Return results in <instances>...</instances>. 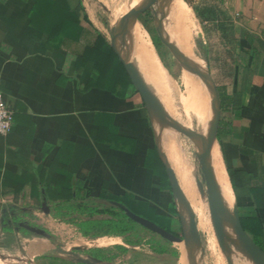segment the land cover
I'll use <instances>...</instances> for the list:
<instances>
[{"label":"crops","instance_id":"1","mask_svg":"<svg viewBox=\"0 0 264 264\" xmlns=\"http://www.w3.org/2000/svg\"><path fill=\"white\" fill-rule=\"evenodd\" d=\"M164 1L160 9L168 18L167 26L187 36L188 27L182 21L169 20L170 0ZM181 2L189 14L191 8L198 16L199 31L204 39V56H193L194 61L183 65V80L187 84L185 104L192 112V88L202 89L204 105L194 131L204 137L201 129L209 125L208 101L203 91L209 75L219 98L221 92L227 97L220 116L224 142L221 145L216 141L217 150L213 147V172L216 167L219 193L226 210H232L230 215L237 204L241 218L257 221L264 243V0ZM71 3L78 6L72 10L78 11L86 31L70 29L67 40L57 47L50 43L46 29L48 18L58 11L63 12L56 0H0V88L13 112L31 118L24 121L23 128L16 129L13 123L9 134L0 135V207L5 210L7 204H12L15 218L18 211L15 202L30 203L38 199L42 205V188L47 189L54 176H65L67 186L77 187L83 183L87 200L96 202L104 192L129 191L155 208L156 213L147 218L157 223L155 217L162 214L166 221L165 217L171 215L160 198V178L145 166L150 149L155 148V139L143 101L136 99L138 91L127 76L124 79L121 76L113 90L107 83L110 69L105 66L103 73L98 74L91 60L81 66L79 55L95 41L98 33L110 45L112 38L109 39L105 24H96L87 8H79V0H71ZM136 26L137 34L133 33V28L130 30L134 60L160 102L159 85L169 83V77L153 49L152 52L146 46L141 30L145 32L139 24ZM163 30L174 41L164 36L180 51L191 54L190 41L183 44L179 37L166 31L165 25ZM198 82L201 85L196 86ZM162 109L164 111L163 106ZM204 111L207 119L203 123ZM163 137L164 131L161 138L164 153L187 199L192 205V198L205 202L214 231L208 200L194 184L193 166L177 156L175 150L168 151ZM115 140L121 144L134 142V150L127 152L112 147L109 143ZM64 142L72 145L70 159L56 156L57 146ZM37 191H41V195ZM51 199L53 197L48 196V203ZM57 202L67 206L60 200ZM196 219L201 233L206 235L208 248L213 249L214 235L204 233L197 216ZM77 230L82 234L78 226ZM226 238L230 243H240L230 226H226ZM232 252V257L241 261L233 264H247V259L244 260L234 246ZM0 259V264H17Z\"/></svg>","mask_w":264,"mask_h":264},{"label":"rangeland","instance_id":"2","mask_svg":"<svg viewBox=\"0 0 264 264\" xmlns=\"http://www.w3.org/2000/svg\"><path fill=\"white\" fill-rule=\"evenodd\" d=\"M136 1L139 0H82L81 9L87 8L92 13L91 16L96 24H105L107 35L109 39H111L113 36L112 28L117 17ZM160 3L161 1L153 6L140 10L135 23L139 24L145 32L144 34L141 30L142 38L146 46L150 51L153 49L154 55L159 58L161 65L164 67L169 77V83L166 82L163 84L161 82L157 91L158 98L164 108V115L170 120L178 122L191 130H196L197 122L195 115L185 104L187 98V84H185L183 80V73L185 71L183 65L186 64L187 61L183 58V55L190 58L193 56L202 58L204 56V39L199 31L200 25L198 16L190 7L189 14L183 5L190 19L187 23L188 35L186 36L178 31L175 32L172 28L167 26L168 24L166 23H168V19L165 13L160 9ZM164 25L166 31L168 30L170 33L173 31L171 34L175 37H179L183 44L190 41L192 45V47L190 46L192 48L190 55L183 51V54L179 53V48L176 49L163 41V36L160 31H162L166 37L174 41L171 36L164 32ZM120 70L122 71L121 76L124 79L127 75L122 68ZM127 80L131 83L128 76ZM185 80L188 81L187 79ZM195 80L197 81V78ZM196 84L201 85L200 82ZM203 87L205 98L208 101V117L209 120H211L212 110L210 93L208 92L207 85ZM136 97V99L140 101L141 97L138 92L136 93ZM163 142L164 147L168 151L171 149L175 150L177 156H180L181 159L184 158L193 166L195 180L200 179V181H202V188L205 190L206 186L202 177L200 161L202 153L197 146L186 135L171 128H165ZM194 184L196 186V181H194ZM205 199H207V197H205ZM226 199L229 204L228 191L226 193ZM192 200L193 205L188 198L191 208L199 219L201 230L210 236L214 235V244H212V246L214 245L213 249H209L206 235L201 233L203 247L197 255L196 264H233L236 260L239 261L240 259L234 256L232 258L235 260L232 258L229 259L226 251L219 244L215 229L214 231L212 229L211 216L205 202L199 198H192ZM86 202L91 205L95 203V201L87 199ZM15 203H18V211L15 218L11 217L13 214V209L11 208L12 204H7L5 210H3V207H0V255L4 257L2 261L6 263L74 264L78 262L79 258H85L88 259L90 264H185L188 262V257L192 250V246L187 247L181 244L164 241L160 235L146 230L145 227L140 226L138 223H132V230L127 235H122V237H119L121 235H107L98 238L85 237L77 230V221L85 219L86 215H80L77 211L67 208L59 209L60 204H58L56 199L49 200V213H46L42 209L41 200L38 199H32L30 203ZM231 208H233V202ZM228 212L231 214L232 210H228ZM64 213L67 214L63 215ZM161 215L162 214L155 217V221L157 224L165 226L164 217ZM108 217L103 216L100 218ZM7 220L11 221L8 225L4 226L3 223ZM72 220L75 223H69V221ZM19 222L24 223L26 226ZM125 239L139 241V244H127ZM232 243L228 242L229 246L231 248L234 246L238 254L243 258L238 244L233 241ZM111 244L114 245L112 246ZM76 245L82 248L76 249ZM107 245H111L110 247L125 245L129 250L127 252H121L119 249H112L108 254V256L112 258L110 261H95L90 258L91 256L88 251L99 247L103 248ZM155 245L165 247L167 253H156L153 248ZM58 247H63V251L57 250ZM183 248L186 249L185 256ZM247 264H249V262Z\"/></svg>","mask_w":264,"mask_h":264},{"label":"trees","instance_id":"3","mask_svg":"<svg viewBox=\"0 0 264 264\" xmlns=\"http://www.w3.org/2000/svg\"><path fill=\"white\" fill-rule=\"evenodd\" d=\"M59 7L61 6L63 12H56L54 15L48 18L47 31L50 36V43L54 46L60 47L68 38L70 29H77L81 33H84L86 29L81 25L80 15L77 10H72L76 6H73L71 0H56ZM81 0H79V8L81 7ZM58 7V5H56ZM78 7V6H77ZM76 7V8H77ZM87 18V17H85ZM81 66L85 65L88 61H94L97 73H103L104 69H110L109 78L107 80L108 86L113 90L119 83V78L122 75V70L125 71L128 76L122 62L117 56L112 46L107 42L106 38L98 33L95 41L90 45H87L84 52L79 55ZM106 66V68H105ZM129 77V76H128ZM118 78V79H117ZM220 108L224 110L226 107V95L220 93ZM5 99V98H4ZM6 101V100H5ZM7 103V102H6ZM24 121H31L30 116L23 113L14 112V123L16 129L23 128ZM25 127V126H24ZM223 121L219 120L217 126V138L221 145H223ZM112 147L122 149L127 152L134 150L135 143L129 141L126 144H121L119 141H110ZM56 156L62 159H70L72 152V145L68 142L60 143L57 146ZM57 162V160H56ZM145 166L151 168L153 172L160 178V198L163 201L166 210L171 216H167L164 227L168 231L180 234L181 222L178 216L177 205L173 195L171 183L165 167L158 156L156 147L150 149L146 160ZM230 173V170H229ZM231 175V173H230ZM7 177L4 181H7ZM67 178L65 176H54L52 183L47 187L48 196L53 199L60 200L67 204L66 207L59 206V209H69L77 211L80 215H86L88 217L85 220H81L77 223L82 234L86 237H98L102 235H127L131 230V224H136L135 221L130 219L125 211L118 207L114 201L121 202L129 207L135 213L151 217L156 213L155 208L152 207L149 201L137 198L133 193L129 191H123L120 194L112 192L101 193L94 204H89L85 199L84 185L79 183L77 187H71L66 185ZM41 195V191H37ZM62 204V203H60ZM67 213H64L65 215ZM101 216H109L108 218H100ZM70 222H73L70 221ZM242 223L244 228L252 235L254 240L264 249V243L261 239L260 225L256 220L243 219ZM141 226V225H140ZM148 230V229H146ZM150 231V230H149ZM162 238V237H161ZM164 241H167L163 238ZM139 241H132L126 239V243L130 245H138ZM119 249L121 252H127L129 249L123 245H116L115 247H103L95 248L88 251L91 257H94L100 261H110L112 258L108 254L112 249ZM154 251L162 254L167 253L165 247L155 245ZM74 264H90L84 262H76Z\"/></svg>","mask_w":264,"mask_h":264},{"label":"water","instance_id":"4","mask_svg":"<svg viewBox=\"0 0 264 264\" xmlns=\"http://www.w3.org/2000/svg\"><path fill=\"white\" fill-rule=\"evenodd\" d=\"M162 0H139L128 8H126L120 15L117 17L115 24L112 28V40L111 46L122 62L131 82L135 86L138 91L144 107L148 113L151 127L154 134L155 139V147L158 153L159 158L161 159L167 175L169 177L173 195L176 201L178 215L181 222V233L175 234L161 225L155 223L151 219L141 216L134 211H132L125 204L114 201V203L123 209L126 215L135 221L136 223L142 225L146 229L157 233L165 240L171 243H177L184 246H192V250L190 251L187 264H196V258L200 250L203 247V239L201 235V231L198 227L197 219L195 212L190 206V203L178 181L176 172L166 157L163 147H162V134L165 128H171L175 131L181 132L186 135L196 146L202 151V153L206 154V158H201V171L203 181L205 183L206 189L202 188V181L200 179H196L197 186L199 188V193L207 197L209 207L212 212L214 228L215 232L221 247L226 251L229 259L232 258V248L228 244V240L226 238V226H230V228L235 232L238 240L244 245L245 249L248 252V258L250 264H264V249L254 240L252 235L244 228L242 223V218L239 212V208L237 204H235L233 209V214L230 215L226 210L221 195L219 193V189L217 186V182L213 177V159H212V147H211V138L213 137L217 140V126L221 116V108H220V98L217 92L216 87L210 80L208 75L207 87L208 92L210 93V102H211V110L212 117L210 120V131L208 132V137L206 139H200L194 130L189 129L188 127L170 120L164 115V111L157 97L153 93L152 89L148 85L144 74L136 64L133 55L132 43L130 38V30L138 18V14L140 10L153 6ZM163 41L172 45L177 49V47L164 36ZM179 53L183 54L180 49H178ZM183 58L191 63L194 61L190 57ZM218 141V140H217ZM43 194V202L42 209L48 213L50 212V205L48 203V194L46 188H42ZM79 249V248H76ZM0 257L4 258L2 255ZM92 260L99 261L94 257H90ZM79 262L90 263L88 259L79 258Z\"/></svg>","mask_w":264,"mask_h":264},{"label":"bare ground","instance_id":"5","mask_svg":"<svg viewBox=\"0 0 264 264\" xmlns=\"http://www.w3.org/2000/svg\"><path fill=\"white\" fill-rule=\"evenodd\" d=\"M164 1V0H163ZM137 2V1H136ZM165 2V1H164ZM162 4V3H161ZM165 4V3H164ZM161 6V5H160ZM162 8V7H161ZM164 9V8H163ZM169 20L173 21V20H180L182 21L184 24H185V27H188L187 26V23H188V20L189 19V16L187 15L184 7H183V4L180 2V0H170V5H169ZM168 19V18H167ZM176 22V21H175ZM174 23V21H173ZM133 28V33L134 34H137V26L135 25V23L133 24L132 26ZM178 28V27H177ZM183 29V28H182ZM184 30V29H183ZM179 31V30H178ZM171 33H173V31H171ZM141 70V69H140ZM142 71V70H141ZM142 73L144 74V72L142 71ZM199 73V72H198ZM145 76V75H144ZM194 81V79L192 80ZM196 81V80H195ZM198 84H196L197 86ZM199 86V85H198ZM201 87V86H200ZM202 89H197L196 88H192V92L190 94V105H191V108L194 112V115L196 117V120L198 121V116H199V112H200V109L202 107V104H203V95H202ZM208 104V103H207ZM204 105V104H203ZM206 109H207V106H206ZM204 110V109H202ZM202 119H203V123L206 121L207 119V112L204 111L203 115H202ZM210 121V120H209ZM202 124V123H201ZM210 131V127L209 125H205V128L202 127L201 129V133L204 135L205 138L208 137V132ZM196 135L202 140L204 137H202L199 133H196ZM204 138V139H205ZM217 140L213 137L212 135V138H211V147H212V159H213V147L217 150L218 148V144L216 142ZM202 157H204V159L206 158V154L202 153ZM216 167L214 168V172L212 173L213 174V177L215 178V173H216ZM232 197H233V193H232ZM228 209V208H227ZM226 234V233H225ZM236 239L238 240L237 236H236ZM239 241V240H238ZM236 242V241H235ZM238 244V246L240 247V251H241V254L243 256V259L247 261V263L249 262L250 264V261H249V256H248V252L247 250L245 249L244 245L240 242H236ZM185 252H186V249L184 248V256H185ZM2 258V257H0ZM4 259V258H3Z\"/></svg>","mask_w":264,"mask_h":264},{"label":"built area","instance_id":"6","mask_svg":"<svg viewBox=\"0 0 264 264\" xmlns=\"http://www.w3.org/2000/svg\"><path fill=\"white\" fill-rule=\"evenodd\" d=\"M14 112L6 103L4 94L0 88V135H7L13 128Z\"/></svg>","mask_w":264,"mask_h":264},{"label":"flooded vegetation","instance_id":"7","mask_svg":"<svg viewBox=\"0 0 264 264\" xmlns=\"http://www.w3.org/2000/svg\"><path fill=\"white\" fill-rule=\"evenodd\" d=\"M13 212H14V210H13ZM6 214H7V213H6ZM6 214H5V215H6ZM14 214H15V213H14ZM14 216H15V215H14ZM14 216H13V214L11 215L12 218H14ZM10 221H11V220H10ZM10 221L7 220L6 222L3 223V225H4V226H5V225H8V224L10 223ZM19 223H20V222H19ZM20 224L25 225L24 223H20ZM25 226H26V225H25ZM27 227H28V226H27Z\"/></svg>","mask_w":264,"mask_h":264}]
</instances>
